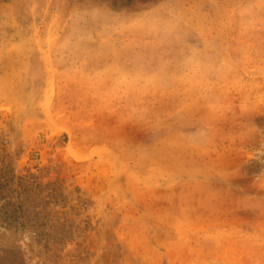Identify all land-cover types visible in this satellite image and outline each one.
<instances>
[{
	"label": "rangeland",
	"instance_id": "1",
	"mask_svg": "<svg viewBox=\"0 0 264 264\" xmlns=\"http://www.w3.org/2000/svg\"><path fill=\"white\" fill-rule=\"evenodd\" d=\"M0 264H264V0H0Z\"/></svg>",
	"mask_w": 264,
	"mask_h": 264
},
{
	"label": "built area",
	"instance_id": "2",
	"mask_svg": "<svg viewBox=\"0 0 264 264\" xmlns=\"http://www.w3.org/2000/svg\"><path fill=\"white\" fill-rule=\"evenodd\" d=\"M4 142H7L6 140Z\"/></svg>",
	"mask_w": 264,
	"mask_h": 264
}]
</instances>
